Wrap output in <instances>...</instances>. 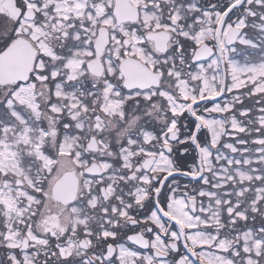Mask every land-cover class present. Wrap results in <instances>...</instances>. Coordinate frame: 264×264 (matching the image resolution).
Segmentation results:
<instances>
[{"label":"snow or ice","instance_id":"obj_1","mask_svg":"<svg viewBox=\"0 0 264 264\" xmlns=\"http://www.w3.org/2000/svg\"><path fill=\"white\" fill-rule=\"evenodd\" d=\"M0 264H264V0H0Z\"/></svg>","mask_w":264,"mask_h":264}]
</instances>
